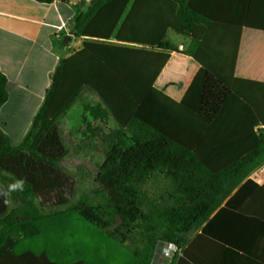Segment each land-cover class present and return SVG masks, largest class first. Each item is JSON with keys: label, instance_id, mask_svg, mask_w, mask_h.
<instances>
[{"label": "trees", "instance_id": "obj_1", "mask_svg": "<svg viewBox=\"0 0 264 264\" xmlns=\"http://www.w3.org/2000/svg\"><path fill=\"white\" fill-rule=\"evenodd\" d=\"M92 1L75 20L84 46L60 62L24 141L13 144L0 127V174L23 181L44 207L67 204L73 182L57 167L67 153L58 120L90 88L131 135L109 142L97 176L104 201L74 210L103 230L118 218L139 220L145 249L134 255L147 264L171 244L183 250L171 264H264L263 217L253 231L262 233L257 241L218 228L251 217L236 212L243 195H264L250 179L264 165V135L255 130L264 125V81L235 75L241 33L251 26L246 0ZM170 31L191 40L184 54L199 66L178 102L157 87L172 54L180 53ZM7 84L0 70V111L9 100ZM159 178L170 186L160 200L144 190ZM13 222L10 195L0 185V230ZM15 243L0 237V264H65L46 251L19 252Z\"/></svg>", "mask_w": 264, "mask_h": 264}, {"label": "crops", "instance_id": "obj_2", "mask_svg": "<svg viewBox=\"0 0 264 264\" xmlns=\"http://www.w3.org/2000/svg\"><path fill=\"white\" fill-rule=\"evenodd\" d=\"M247 1L251 26L244 27L241 33L235 75L264 81V0ZM92 5V0H56L53 3L0 0V70L7 77L9 93V100L0 111V127L13 144L21 143L31 129L60 62L83 48L85 38L74 35L75 20ZM63 23L65 29L59 30ZM190 43L189 38L185 43H175L180 53L172 54L157 81V87L177 102L199 70L193 58L184 54ZM7 110L10 113L5 116ZM250 179L258 187H264L261 168ZM252 188L250 190H254ZM250 192L237 201L236 212L245 210L251 217L241 215L232 226L223 229L218 225V228L233 232L241 239L251 237L257 241L262 233L253 231L257 229L256 222H260L258 217L264 219V195L251 198L256 191Z\"/></svg>", "mask_w": 264, "mask_h": 264}, {"label": "rangeland", "instance_id": "obj_3", "mask_svg": "<svg viewBox=\"0 0 264 264\" xmlns=\"http://www.w3.org/2000/svg\"><path fill=\"white\" fill-rule=\"evenodd\" d=\"M168 39L175 43L187 41L186 37L172 31L168 33ZM104 112L105 117L102 116ZM9 113L7 110L5 116ZM58 124L67 153L57 167L72 179L73 194L63 206L44 207L32 193L24 189L11 190L10 186L16 181L10 175L0 174V185L10 195V217L14 221L0 230L1 239H14L19 252L27 249L46 251L52 260L65 264L78 261L83 264H147L146 257L138 259L134 255L145 249L139 220L128 224L129 221L118 218L112 228L103 230L74 210L82 202L98 204L104 201L107 192L97 182V176L106 159L109 142L118 133L131 134L124 131L109 113L101 96L90 88L83 89L80 98L59 118ZM169 188L168 182L159 178L149 182L144 190L149 197L160 200L166 197ZM23 223L33 225L25 229L21 226ZM34 227L37 232L33 231ZM23 233L35 234L27 237ZM163 249L157 251L151 264H169Z\"/></svg>", "mask_w": 264, "mask_h": 264}, {"label": "built area", "instance_id": "obj_4", "mask_svg": "<svg viewBox=\"0 0 264 264\" xmlns=\"http://www.w3.org/2000/svg\"><path fill=\"white\" fill-rule=\"evenodd\" d=\"M65 23H63L60 27H59V30H63L65 29ZM73 36V34H70ZM180 49L183 50V46H180ZM256 132H258L259 134H262L264 135V125H258L256 128H255ZM261 171H264V165L261 167ZM163 252H164V258L165 259H169L170 262L169 264H171L172 262V259L174 258V256L176 254H179L180 256H182L183 254V250L182 249H179L177 246L171 244L169 245L168 247H165L163 249Z\"/></svg>", "mask_w": 264, "mask_h": 264}, {"label": "clouds", "instance_id": "obj_5", "mask_svg": "<svg viewBox=\"0 0 264 264\" xmlns=\"http://www.w3.org/2000/svg\"><path fill=\"white\" fill-rule=\"evenodd\" d=\"M11 190H23V181H16L13 185L10 186ZM4 195H7V193H3ZM7 202V201H6Z\"/></svg>", "mask_w": 264, "mask_h": 264}, {"label": "water", "instance_id": "obj_6", "mask_svg": "<svg viewBox=\"0 0 264 264\" xmlns=\"http://www.w3.org/2000/svg\"><path fill=\"white\" fill-rule=\"evenodd\" d=\"M66 38H67V39H69V38H70V36H67Z\"/></svg>", "mask_w": 264, "mask_h": 264}]
</instances>
